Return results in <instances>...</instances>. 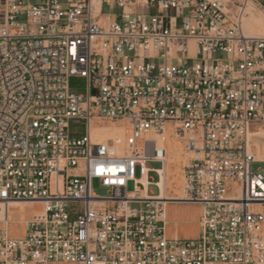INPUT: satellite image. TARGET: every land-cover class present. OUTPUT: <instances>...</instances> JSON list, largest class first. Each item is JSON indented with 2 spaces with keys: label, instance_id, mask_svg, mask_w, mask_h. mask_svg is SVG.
<instances>
[{
  "label": "built area",
  "instance_id": "1",
  "mask_svg": "<svg viewBox=\"0 0 264 264\" xmlns=\"http://www.w3.org/2000/svg\"><path fill=\"white\" fill-rule=\"evenodd\" d=\"M259 18L264 0H0V264H264ZM170 138L191 156L161 199ZM165 200L201 206L199 236L166 235ZM15 201L41 210L13 221Z\"/></svg>",
  "mask_w": 264,
  "mask_h": 264
},
{
  "label": "bare ground",
  "instance_id": "2",
  "mask_svg": "<svg viewBox=\"0 0 264 264\" xmlns=\"http://www.w3.org/2000/svg\"><path fill=\"white\" fill-rule=\"evenodd\" d=\"M249 23H246V29L250 30L252 24L256 23L259 25L261 29V33L264 34V19L259 18L256 20L252 19ZM101 137L106 136L107 134H121L122 130L116 124H111L109 129L103 124L100 129H98ZM259 134L264 136V129L259 131ZM256 143V158L264 159V143L257 144ZM191 156V153H188L183 150L182 146H180L176 141H172L169 143V147L167 149V157L164 169L161 171L160 181L157 182L160 194L157 196L161 199H173L179 198L182 196L181 190H183V169L182 165L187 161V158ZM179 176V178L177 177ZM179 182V183H178ZM168 201L165 200V219H166V229L168 225V214H167V206ZM172 202V201H171ZM38 202H27V201H15L10 202L8 205L10 207H19L21 211L29 209V214H38V210H36L35 205H38ZM0 208L3 210L4 204L0 203ZM26 215L21 214L20 217L16 218L21 221Z\"/></svg>",
  "mask_w": 264,
  "mask_h": 264
},
{
  "label": "rangeland",
  "instance_id": "3",
  "mask_svg": "<svg viewBox=\"0 0 264 264\" xmlns=\"http://www.w3.org/2000/svg\"><path fill=\"white\" fill-rule=\"evenodd\" d=\"M109 12V9L104 5L102 7V13L103 14H107ZM153 13H155L156 11L153 10ZM18 23H22L24 22L23 18H19L17 20ZM178 22L176 23V26H178ZM195 61L194 60H188L185 61V65H192ZM76 83H81L80 79H72L71 80V86H74ZM106 127L109 129V125L105 124ZM81 128H83V126H81ZM110 135V134H107ZM172 141H176V143H178L180 146L181 142L175 138H170L168 140V147H169V143H171ZM150 166L154 167V168H159L160 164L159 163H151ZM252 170L253 171H260L262 173H264V162H254L252 164ZM136 175L138 176V168L136 169ZM179 178V176H177ZM158 178V175L156 172H150L149 173V179L151 181H156ZM179 183V182H178ZM133 186L132 183L130 182L128 184V190H132ZM92 189L93 191L98 194V195H105L106 194V189L101 187L99 185V182L97 180H94L92 182ZM149 191L156 195L157 194V188L154 185L149 186ZM183 190H181V194H182ZM172 200L168 201V206H167V214H168V225H167V231L168 232H175L176 230H193L194 229V223H193V217L195 215V210L193 209V207H191L190 203L188 202H174ZM36 210L40 211L41 210V205H35ZM21 209L19 207H11V217L12 218H18L19 217V211ZM25 212L29 211V209L27 208L26 210H23ZM10 234L14 237H18L21 236L23 234V227L20 224H12L10 226ZM180 237H185L183 235V233H180ZM60 264H70V263H60Z\"/></svg>",
  "mask_w": 264,
  "mask_h": 264
},
{
  "label": "crops",
  "instance_id": "4",
  "mask_svg": "<svg viewBox=\"0 0 264 264\" xmlns=\"http://www.w3.org/2000/svg\"><path fill=\"white\" fill-rule=\"evenodd\" d=\"M167 149H168V147H167ZM190 204H191L190 206L193 207V209L195 210V215H194L193 220H192L193 223H194V229L193 230H185V229L181 230L180 229V230H176L175 232H168L167 229H166V226H165L166 235L168 237H174V236L180 237V233H183V235L185 236V237H182V238L197 237V236L200 235L201 227H200L199 218H200V213H201V206L198 205V204H194V203H190ZM8 211H9V218L11 220L20 222L18 219L11 217V207L9 205H8ZM21 214L26 215L21 221H23L24 219L30 218L33 215V213L29 214V211L25 212V211H21L20 210L19 211V217H20ZM12 224H14V223H10L8 225L9 231H10V226ZM15 224H20L22 226L21 223H15ZM23 233H24V231H23Z\"/></svg>",
  "mask_w": 264,
  "mask_h": 264
}]
</instances>
